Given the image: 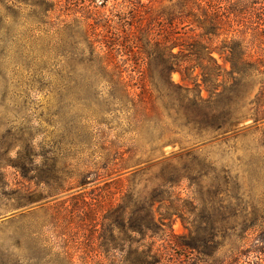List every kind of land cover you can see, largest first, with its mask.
<instances>
[{"label":"rangeland","instance_id":"374dc122","mask_svg":"<svg viewBox=\"0 0 264 264\" xmlns=\"http://www.w3.org/2000/svg\"><path fill=\"white\" fill-rule=\"evenodd\" d=\"M132 1L107 0L98 8L108 16L119 13L153 25L151 35L132 28L130 42L139 60L129 57L127 71L117 80L84 75L80 52L61 39L60 27L74 17L65 11L73 0H48L52 9L46 18L35 9L34 0H0V264H128L136 234L122 230L118 216L120 205L126 204L128 211L132 205L134 186L129 178L144 169L145 178L152 179L151 190L165 166L179 170L176 185L163 195L162 204V211L170 213L166 222L172 220L180 237L174 242L186 243L189 231L184 223L206 222L215 225L218 240L224 241L216 253L215 245L210 249L211 258L175 243L167 245L168 264H213L249 244L235 238L231 224L245 218L255 222L253 207L262 203L260 176L251 183L244 172L247 144L254 149V160L260 154L253 119L243 116L217 139L211 130L177 128L154 88L161 85V62L158 59L157 72L151 73L147 56L140 52L142 45L166 33L165 24L176 36L197 35L204 42L208 36L187 18L169 23L167 14L179 13L178 0H138L137 6ZM229 3H236L243 19L220 33L233 29L245 37L264 34L258 23L264 17V0H224L221 7ZM199 4L198 9L205 8L204 2ZM212 39L214 47L221 46L226 35ZM122 52L120 62L128 57ZM213 55L224 64L217 52ZM171 78L193 87L179 72ZM258 89L255 82L246 90L247 114ZM202 94L208 96L206 90ZM151 99L159 105V115L152 113ZM176 130L178 140H159V135ZM225 176L239 177L242 208L227 194ZM258 223L264 224V215ZM242 260L241 264H264L254 253Z\"/></svg>","mask_w":264,"mask_h":264},{"label":"trees","instance_id":"16d2710c","mask_svg":"<svg viewBox=\"0 0 264 264\" xmlns=\"http://www.w3.org/2000/svg\"><path fill=\"white\" fill-rule=\"evenodd\" d=\"M99 1L101 4H98ZM106 1L73 0L65 11L72 12L74 17L71 22H65L60 27L61 39L73 44L74 50L80 52L84 75L96 78L101 74L110 79L121 80L123 73L127 71L124 65L129 57L139 60L137 52L134 51L135 46L130 42L133 38L132 28L136 27L142 33L151 35L153 25H151L152 22L143 24L142 18L135 20L134 16L132 19L121 16L119 13H114L112 16L101 13L98 8ZM178 1L179 11L176 12L179 13H168L169 23L179 17L187 18L190 24L202 30L203 36H208V40L204 42L199 36H190L187 33L176 36L173 28H166V24L164 25L166 33L156 34L153 42L147 39L140 52L147 56L150 72L155 74L158 59L161 62V85H154V88L164 107L174 116L173 121L177 128L188 127L191 130L197 129L199 132L211 130L215 135L214 138L217 139L219 135L225 136L231 131V125L243 116H250L258 133L260 154L256 153L257 160H254V149L251 144H247L245 152L248 159L244 172L251 183L255 182L256 175L260 176L264 187V34L261 33L258 36L251 33L245 37L240 35L243 34L242 31L233 29H230L233 35H228L230 31L220 33V29L224 26L231 28L236 20L243 19L238 15L236 3H229L223 8L221 3L224 0ZM200 1L205 5V8L201 10L198 9ZM34 2L35 9L46 18L47 11L52 9L48 0H34ZM138 4L140 1H132L133 6ZM214 5L217 6L216 9L213 8ZM132 9L135 10L136 7ZM76 13L81 14L80 18L75 15ZM258 23L259 29L263 32L264 17L260 18ZM195 28L192 31H195ZM222 34L226 35V39L222 41L221 46L214 47L212 36L220 37ZM177 46L181 49L174 52L173 49ZM124 50L128 57L120 62L117 57ZM214 52L223 58L224 64L219 63L213 55ZM72 72L75 73L76 69L74 68ZM173 72H179L182 80L193 83V87L188 84L174 83L171 78ZM155 80L151 78L152 82ZM255 82L259 84V89L248 104L250 113L247 114L243 111L245 106L243 97L247 88ZM139 84L144 91L142 80ZM203 90L207 91V97L203 96ZM165 98H168V101H165ZM151 105L152 113L159 115L160 108L157 102L151 99ZM164 134H167L166 137H163ZM178 134L176 130L171 134L163 133L158 138L173 142L178 140ZM132 151L130 150V153ZM169 167L165 166L161 169L158 175L160 181L151 190H149V184L152 179L145 178L144 169L132 172L129 178L134 186L132 205L129 211L126 204L120 205L118 216L122 230L127 229L136 234L135 248L128 259V264H168L165 256L166 246L176 244L174 241L180 238L172 229V220L169 223L166 222L170 213L162 211L163 195L169 188L176 185V178L179 176V170L175 166ZM227 174L230 175L226 172L225 175ZM218 175L217 179H219ZM237 177L230 179L225 176L226 192L237 201V207L241 205L242 208L244 200L241 194L242 185ZM229 180L230 185H227ZM142 181H144L143 185L139 188ZM84 184L86 182L81 183V185ZM261 202V205L257 204L253 207L251 214L257 221L247 223L245 218L246 220L242 223L231 224L235 238L249 244L241 245L226 260L217 258L215 264H241L242 259L253 253L264 261V224L258 223L264 215V193ZM156 203L159 204L157 209H155ZM232 209L237 211L236 207ZM173 210L179 214V210ZM184 225L189 231L188 239L184 244H176L183 250L188 249L190 253L196 252L197 256L208 255L211 258L213 256L209 251L214 248V245L215 253L224 246V241L218 240V233H215L216 227L213 223H201V226L187 225V223ZM248 230L253 232L248 233ZM158 241L163 242L157 243ZM194 259L196 260L197 257H192V260Z\"/></svg>","mask_w":264,"mask_h":264}]
</instances>
